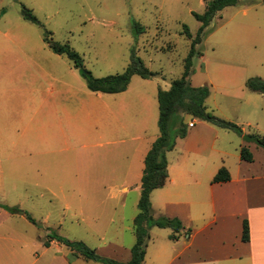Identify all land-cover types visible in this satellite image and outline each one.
Here are the masks:
<instances>
[{
    "label": "rangeland",
    "instance_id": "obj_1",
    "mask_svg": "<svg viewBox=\"0 0 264 264\" xmlns=\"http://www.w3.org/2000/svg\"><path fill=\"white\" fill-rule=\"evenodd\" d=\"M211 1L0 0V205H16L31 217L29 247L40 245L37 236L56 235L96 248L102 258L130 259L139 213L136 149L151 144L130 137L159 134L157 91L182 77L193 40L199 43L190 86L207 87L206 111L236 124L243 135L177 110L167 160L187 159L203 178L213 164L234 174L246 147L259 170L264 148L244 135L264 138V92L248 88L252 79L264 82V0L224 7L196 39L202 23L194 14H203ZM22 6L43 27L24 19ZM46 36L73 48L93 77L123 73L132 56L155 75L132 76L123 92L93 93L72 62L49 48ZM46 98L59 112L48 119L47 130L40 115ZM179 123L184 137H176ZM161 189L150 195L154 219L178 208H160ZM9 222L19 229L26 224L18 216ZM185 227L176 233L151 226L144 264H168L185 247Z\"/></svg>",
    "mask_w": 264,
    "mask_h": 264
},
{
    "label": "crops",
    "instance_id": "obj_2",
    "mask_svg": "<svg viewBox=\"0 0 264 264\" xmlns=\"http://www.w3.org/2000/svg\"><path fill=\"white\" fill-rule=\"evenodd\" d=\"M49 92L53 93L52 90ZM42 102L40 115L47 130L48 119L59 112L49 108L47 98ZM158 136L143 131L141 135L130 137L132 140L142 139L146 144L151 143L149 147L146 145L143 149H136L140 162L136 172L139 190L144 158ZM196 153V156L200 155L199 150ZM243 162L239 154L234 174L231 169L225 168L230 171H227L229 179L213 182L222 166L213 164L203 178L197 174L193 162H187L184 158H177L174 163L167 160L168 177L158 194L160 208L166 211L167 207L176 205L178 208L175 213H165V217L177 218L182 226L189 228L184 249L176 251L168 264H264V162H260L259 170L254 169V158L245 162L247 165ZM7 206L15 208V211L10 213L0 208V264H76L75 260L84 259L56 240L48 241L46 246L44 243L48 236H37L40 245L37 248L29 247L28 223L33 224L27 218L28 214L14 207L16 205ZM16 216L26 221L20 229L9 222ZM244 220L249 228L246 242L242 240ZM94 250L96 252V248Z\"/></svg>",
    "mask_w": 264,
    "mask_h": 264
},
{
    "label": "trees",
    "instance_id": "obj_3",
    "mask_svg": "<svg viewBox=\"0 0 264 264\" xmlns=\"http://www.w3.org/2000/svg\"><path fill=\"white\" fill-rule=\"evenodd\" d=\"M238 0H212L207 6L203 14H194L196 19L202 23L200 29L197 32L196 39L201 38V34L204 29L209 25L214 16L220 12L224 7L234 5ZM21 15L25 20L32 22L38 26H42V23L32 13L31 10L22 6ZM135 27L140 28L137 24ZM48 33V32H47ZM49 34V33H48ZM186 36L191 38V34L186 32ZM45 42L49 48L56 54L65 55L73 64V66L79 70L81 76L86 81L87 88L94 93H107L114 94L123 92L127 89L130 79L134 75H138L141 78L147 79L154 77L155 73L148 70L141 60H135L132 56V62L127 69L117 75H109L105 77L96 78L93 77L91 72L85 68L83 60L80 55L71 48L68 44H60L51 40L48 36L45 37ZM199 43L193 40L189 54L185 61V70L180 79L172 82L171 87L168 90L158 89L157 99L159 105V117L158 127L159 136L152 143L150 150L147 152L144 158V170L140 182V197L138 200L139 213L134 218L136 241L131 248V258L125 264H143L146 251V240L148 239V229L151 226H157L160 228H171L174 232H179L183 226L180 220L177 218H157L154 219L151 215L150 194L153 190L162 188L167 180V158L166 153L171 151L174 147V140L170 136V124L172 122V116L177 110H181L193 116L199 118L219 122L222 126L235 130L238 134L243 135L242 129L236 124L229 122H222L217 120L213 115L206 111L205 101L209 94V89L205 86L192 87L188 82L190 75L191 59L195 54V45ZM248 88L252 91L264 92V82L252 79L248 82ZM184 137L185 133L182 130V124L179 123L176 137ZM244 139L246 141L252 140L258 142L264 148V138L258 139L250 134H245ZM241 159L246 161L252 160V155L246 147L241 148ZM229 174L225 168H220L213 178V182L227 181ZM0 208L13 213L15 208L7 205H0ZM27 218L32 221L31 217L27 215ZM177 235H170L171 239H176ZM249 239V228L246 220L243 221L242 240L244 242ZM56 240L71 250L78 253L86 260L99 261L104 264H119L114 260L99 257L94 249H89L81 242L65 241L61 237L56 235L48 236L47 241L44 243L48 245V241ZM77 255V254H74Z\"/></svg>",
    "mask_w": 264,
    "mask_h": 264
},
{
    "label": "built area",
    "instance_id": "obj_4",
    "mask_svg": "<svg viewBox=\"0 0 264 264\" xmlns=\"http://www.w3.org/2000/svg\"><path fill=\"white\" fill-rule=\"evenodd\" d=\"M189 126H192V123H189Z\"/></svg>",
    "mask_w": 264,
    "mask_h": 264
}]
</instances>
